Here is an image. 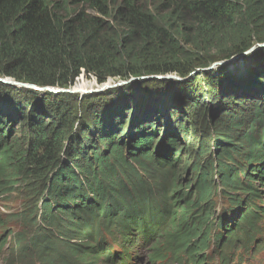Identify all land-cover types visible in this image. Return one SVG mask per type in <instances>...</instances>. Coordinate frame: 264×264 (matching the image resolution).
Listing matches in <instances>:
<instances>
[{
  "label": "trees",
  "instance_id": "1",
  "mask_svg": "<svg viewBox=\"0 0 264 264\" xmlns=\"http://www.w3.org/2000/svg\"><path fill=\"white\" fill-rule=\"evenodd\" d=\"M192 33L209 45L239 39L221 45L218 60L248 52L264 35V0H0V77L68 90L81 74L99 83L190 74L182 44ZM255 57L246 79L139 81L116 91L108 113L101 106L110 97L76 111L74 96L49 93V108L38 102L45 93L0 84V198L21 191L31 202L11 220L21 229L0 235V261L9 252L6 264H124L113 246L139 234L151 264H211L214 231L226 256L254 245L263 232L264 130L252 128L260 109L250 118L235 108L264 104V49ZM190 106L204 108L205 122L189 147L191 169H182L176 146L186 125L170 120L188 117ZM15 124H27L28 137L4 140ZM217 177L228 207L221 222Z\"/></svg>",
  "mask_w": 264,
  "mask_h": 264
},
{
  "label": "rangeland",
  "instance_id": "2",
  "mask_svg": "<svg viewBox=\"0 0 264 264\" xmlns=\"http://www.w3.org/2000/svg\"><path fill=\"white\" fill-rule=\"evenodd\" d=\"M240 24L239 25H243L245 24V20L243 18L239 19ZM249 25V23H248ZM260 28V27H259ZM259 28H257L259 30ZM196 33H192L189 35L188 39V43L182 44L183 47H185V49L187 50L188 54L191 55V57L193 58L192 61H190V63H184L186 64L187 68L191 69L193 72H191L190 74H185V75H176V74H168V75H159L156 76L157 78H162V79H158L159 83H162L165 80H169V81H173V82H177V84H181L186 82L185 80H188L189 78H191V76L195 75L196 80L198 78H201L200 81H197V84L199 85L200 83H203V79L206 78L205 81H210L208 78L209 76H213V79H217L220 76H225V74L227 73V76L230 77H237V78H241V79H246L248 77V71L252 68V65H254V63L256 61H254L253 59H255L256 55H258L260 53V51H262L264 49V35L257 37L256 34V39L255 40H249L247 42V44L250 45V47H253V51L248 53L247 56H241L238 58H232L230 60L227 61V63L225 64H221L225 61L222 62V60H218L219 58H221V51L219 49V47L221 45H227V47L223 50L225 51L226 49H229L232 47V43L236 41V43L238 42V38L234 39L233 41H229V42H225L223 41L222 44H214V45H209L206 44L204 42H202L200 40L199 37L196 36ZM233 38H235V35L233 36ZM210 61V63H208L207 65H202V63L204 61ZM218 60V61H217ZM217 61V62H216ZM210 64V65H209ZM202 65V66H201ZM209 65V66H208ZM157 78H151L148 76H145V79H141V80H136L135 82H131L129 84L126 85H121V86H116L114 87L113 85H115V83L119 82L120 80L118 79H112V78H108L106 82L104 83H99V81H97V78L94 75H86V74H81L75 81V84L73 85V87H71L68 90H64L61 88H49L48 91H37V90H33V89H28V88H23L24 91L23 93H26L27 91H31V92H35V93H45L46 96H42L40 100H38V102L40 101V103L42 102L43 104H48L49 103V108H53L54 105V98H51L49 100V95L47 94H54L56 95H72L74 96L73 100H78L76 101V105L77 107H75V110H81V111H85V109L87 108V106H89L91 103H89L94 97H97V102L95 101L94 103H98L100 98L104 99H109L110 100L108 103H106V105L103 103L101 107H103V109L106 107V111H104L105 113L108 111L113 112L114 109H111L112 107V100L111 97L114 99V97L116 99H118L120 96H118L116 94V91H118L119 89L122 88H130V87H137V82L139 81H148V80H152V79H157ZM225 79V77H223ZM184 80V81H183ZM136 83V85H134ZM4 88L6 89H12V88H17V87H13V86H9L7 84H2L0 83ZM200 84V85H201ZM105 85H109L106 88H102ZM78 87H83L85 90L84 92H74V88H78ZM183 88V87H182ZM11 91V90H10ZM12 93H14V89L11 91ZM22 93V94H23ZM28 93V92H27ZM203 97L205 96L204 94L202 95ZM47 98V99H46ZM204 99L206 101H204L206 104L204 105V107H208L207 111H213V109H216V106L211 105V103L209 101H207V98L204 97ZM47 100V101H46ZM94 101V100H93ZM24 103V102H22ZM82 105V109L79 108V104ZM26 106V103H24ZM215 104V103H214ZM261 105L262 108H258ZM73 106V105H72ZM108 109V111H107ZM202 109L204 108H199L194 107V106H190V109L188 110V117H181V119L179 120L178 117L176 116L175 119H171L170 121L172 123L175 124V126L177 127V125H181V124H185L186 126L182 127V131L183 135H181L180 140L181 142H178V146H176V148L179 150V152L182 154V157H184V165L182 166L184 168H190L191 169V161L194 160L195 154L194 153H190L189 152V147L190 145H192L193 143H195L198 140V135H199V129L201 128V122H205L203 117H202ZM258 109H260L261 113L260 116L255 117L254 121L252 122V124H255V126H253L252 128L259 130V132H261L262 130H264V127L262 124H257L255 123V121L260 120L262 121L264 119V104L262 103H250V104H243L242 107H237L235 108L236 111H240L239 113H241L244 116L247 117H252L253 116V112L254 111H258ZM218 111V110H216ZM210 114H208V120L210 118L209 116ZM79 118H82V115H79ZM17 119V118H15ZM178 120V121H177ZM175 121H177V123H175ZM18 124V123H17ZM28 125H22V126H17L15 124V126L13 127L11 133L5 132L3 135V139L5 140L6 138L10 139H14V138H22V137H28ZM163 128H159V132L162 133L163 132ZM243 134L248 130L247 128H243ZM185 131H188V133L186 134ZM210 133H212L211 136V140L209 141V144L211 146V153L208 156V159L210 157H212L214 160L217 158V152L215 151L214 148V142L217 139L216 138V130L214 126H211L210 129L208 130ZM243 134H240L243 135ZM239 135V134H238ZM202 137L205 138V134L202 133ZM159 139V137H158ZM160 140V139H159ZM178 141V140H177ZM212 144V145H211ZM197 143L195 144L196 147ZM194 147V148H195ZM163 151H160L159 153H161ZM238 158V157H237ZM207 161V160H204ZM202 161V162H204ZM26 205H31L30 200L28 199V196L26 194H24L23 192L19 191V193L14 194L13 196H6V197H2L0 198V235L3 234L5 232V230L7 228H11V230L13 231H17L21 229V225L20 222H12L11 220H13L14 218H17L19 215H21L24 211V208ZM223 207V204L220 203L219 207L217 209V214L220 212L221 208ZM5 222L9 223L8 226H5ZM261 241L263 242L262 245H260L261 243H258L256 245V250L253 253L252 256V260H255L257 262H260L261 264H264V239L258 237L255 241ZM253 247V246H252ZM242 250H238L237 255H241ZM8 255L9 252H7L1 259L0 264H6L7 263V259H8ZM149 255H146L144 257V260L141 264H151L149 263ZM249 256H244L243 260L247 259ZM148 258V260H147ZM234 264H239L237 261L233 260ZM232 261V263H233Z\"/></svg>",
  "mask_w": 264,
  "mask_h": 264
},
{
  "label": "water",
  "instance_id": "3",
  "mask_svg": "<svg viewBox=\"0 0 264 264\" xmlns=\"http://www.w3.org/2000/svg\"><path fill=\"white\" fill-rule=\"evenodd\" d=\"M253 51V49H250L248 52H244V53H239V54H236V55H234V56H232L230 59H232V58H238V57H241V56H247V54L248 53H250V52H252ZM230 59H228V60H230ZM228 60H222V62L223 61H225V62H223V63H221L222 65L223 64H225V63H227V61ZM151 78H157L156 76H153V77H151ZM141 79H145V77H141V78H131V79H129V80H120L119 82H117V83H115V85H113L114 87H116V86H121V85H126V84H129V83H131V82H135L136 80L138 81V80H141ZM157 79H162V78H157ZM0 83H2V84H11V85H14V86H18V87H20V88H28V89H34V90H37V91H48L49 90V88H38V87H36V86H34V85H27V84H22V83H18V82H14V83H10V82H7V79L6 78H2V77H0Z\"/></svg>",
  "mask_w": 264,
  "mask_h": 264
},
{
  "label": "bare ground",
  "instance_id": "4",
  "mask_svg": "<svg viewBox=\"0 0 264 264\" xmlns=\"http://www.w3.org/2000/svg\"><path fill=\"white\" fill-rule=\"evenodd\" d=\"M7 79V82H10V83H14V82H16V81H13V80H10V79H8V78H6ZM19 83V82H18ZM23 84V83H22ZM9 86H14V85H11V84H8ZM109 85H105L104 87H102V88H106V87H108ZM14 87H17V88H19V89H22V88H20V87H18V86H14ZM37 87V86H36ZM39 88V87H38ZM34 90V89H33ZM84 88L83 87H78V88H74V92H84ZM40 92V91H39ZM43 92H45V91H43Z\"/></svg>",
  "mask_w": 264,
  "mask_h": 264
}]
</instances>
